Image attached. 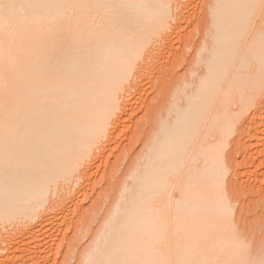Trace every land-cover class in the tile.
I'll list each match as a JSON object with an SVG mask.
<instances>
[{
    "label": "bare ground",
    "instance_id": "bare-ground-1",
    "mask_svg": "<svg viewBox=\"0 0 264 264\" xmlns=\"http://www.w3.org/2000/svg\"><path fill=\"white\" fill-rule=\"evenodd\" d=\"M183 1L0 0L16 5L11 24L0 18V264H46L63 250L64 261L114 264L177 235L198 239L194 258H236L229 221L245 235L228 155L250 138L264 165L258 28L240 41L260 0L202 5L203 46L182 73L173 35L192 7ZM135 105L144 115L127 142L139 146L125 148ZM108 153L114 169L100 176ZM65 226L75 228L66 243Z\"/></svg>",
    "mask_w": 264,
    "mask_h": 264
},
{
    "label": "rangeland",
    "instance_id": "rangeland-1",
    "mask_svg": "<svg viewBox=\"0 0 264 264\" xmlns=\"http://www.w3.org/2000/svg\"><path fill=\"white\" fill-rule=\"evenodd\" d=\"M190 0H188V2H189ZM184 3L185 2H187V0L186 1H183ZM193 0L191 1V4H192V7H191V5H190V7L188 6L187 7V11H186V9H185V11H184V13H185V15L184 14H182V16H181V18H182V20H181V22L179 23L180 24V26L179 27H181V28H179L180 29V31L178 32V31H176L177 33V35L175 34V35H173L175 38H173V40H175V42L173 41V44H175L176 46H174L173 45V47H175V49L176 50H179V52H181V50H183L182 52H181V54L184 52H186L185 54L183 53L182 54V62H181V64L182 65H180L179 67H176L177 68V71H180V72H184L185 70L184 69H186V67L190 64V63H193L192 61H193V55H195L196 54V52L195 51H197L199 48H200V46L202 47L203 46V32H202V29H198V27L197 26H199V24H200V28L201 27H203V24L201 23V22H203V21H205L206 20V18H205V13H204V6H205V9H210V7H211V4H212V0H207V2H204V0H195V2H193ZM203 3V4H202ZM206 3V4H205ZM210 5H209V4ZM188 4V3H187ZM189 4H190V2H189ZM188 4V5H189ZM201 5V6H200ZM202 5H204V6H202ZM185 8V7H184ZM203 8V9H202ZM189 10V11H188ZM189 18V19H188ZM184 19V20H183ZM188 23V24H187ZM190 24V25H189ZM202 24V25H201ZM177 28V29H178ZM193 29H195V30H193ZM198 30H200V31H198ZM196 32V33H195ZM200 33V34H199ZM177 36V37H176ZM202 38V39H201ZM177 40V41H176ZM188 40V41H187ZM200 40H201V43H200ZM186 41V42H185ZM201 44V45H200ZM185 45V46H184ZM190 45V46H189ZM184 48H183V47ZM196 47V48H195ZM185 49V50H184ZM195 50V51H194ZM188 51V52H187ZM192 51H194V53H192ZM189 53V54H188ZM183 55H186V56H183ZM183 57H186L185 59L183 58ZM184 60V61H183ZM188 60V61H187ZM191 60V61H190ZM189 62V63H188ZM184 70V71H183ZM175 71H176V69H175ZM140 104H141V102H140ZM135 112H133L129 117L130 118H128L127 117V121H126V125L124 126L125 128H123V130H125L124 131V137L122 136V138H119V142L121 141V139H122V141H124V138H125V141H124V147L126 148V146L127 147H129V144H131L132 142H127V140H129V137H128V139H127V135H129V136H131L132 137V135H133V133L132 132H134L133 131V129L135 130V126H136V123H137V120H138V118L140 117V116H142V115H144L143 114V112H141V111H143V110H140V112H139V108L137 109V105H135ZM138 107H139V104H138ZM140 107H141V105H140ZM137 109V110H136ZM138 111V112H137ZM135 113V114H134ZM137 113H138V115H137ZM142 113V114H141ZM135 115V116H132V115ZM132 117V118H131ZM131 121H132V123H131ZM134 123V124H133ZM128 126V127H127ZM132 127V128H131ZM129 130H128V129ZM128 130V131H127ZM127 132V133H126ZM248 138V137H247ZM250 138H248V140H245V141H247L246 143H245V141H240V142H236L237 144H236V149H238V151H236V152H241V154H239L238 153V156H237V153H236V155L234 154V152L231 154V153H229V155H228V159H230V162L233 164V166L234 165H236V166H238V170H239V172H238V170H237V172H238V175L237 176H235V183H237V184H235V186H237L236 188H233V193H234V195L236 196V199L238 200V207L241 209V210H243V211H241L242 212V219L240 220V226L242 225V233H244V235H245V237L248 239V240H250L251 242H252V246L254 247L253 249H255V250H258L259 249V247H260V245H261V243L262 242H264V205H263V203H264V168H263V166H261L262 164H261V161H260V159L259 158H255L256 157V155L259 157V149L257 148V147H260V146H257L256 144L254 145V144H252L251 142H252V139H250ZM121 141V142H122ZM244 142V143H243ZM127 143H129V144H127ZM251 143V144H250ZM137 144V145H136ZM139 142H134L133 141V144H131V146H133L134 145V148L136 149L139 145ZM136 146V147H135ZM245 146V147H244ZM250 146V147H249ZM253 146H255V147H253ZM234 147V148H235ZM244 147V148H243ZM132 148V147H131ZM247 148H248V150H247ZM133 149V148H132ZM134 149V150H135ZM251 149V150H250ZM257 149V150H256ZM235 150V149H234ZM233 150V151H234ZM246 151V152H245ZM254 151H256V154H254L255 152ZM116 152V151H115ZM246 153V154H245ZM109 154V153H108ZM112 153H110L109 155H111ZM231 155V156H230ZM246 157H245V156ZM250 155H252V156H250ZM254 157V158H253ZM248 158V159H247ZM110 159H111V162H109V164H107L106 165V162L103 160L102 162H103V164L101 165H99V163H98V166L99 167H101V168H97L98 169V171L100 172H97V173H99V175L100 176H102L104 173H106L108 170L110 171L112 168H113V163L115 164V160H114V157L111 155L110 156ZM254 159H255V161H254ZM112 160H114V161H112ZM243 160V161H242ZM246 162V164H245V162ZM260 161V162H259ZM101 162V161H100ZM228 162H229V160H228ZM248 162V163H247ZM258 162V163H257ZM263 162V161H262ZM105 163V164H104ZM111 163V164H110ZM230 163V164H231ZM240 163V164H239ZM244 164V165H243ZM257 164H259V165H257ZM240 165H241V167H240ZM247 167H246V166ZM255 165H257L256 167L257 168H255ZM111 166V167H110ZM249 166V167H248ZM259 166H260V168H259ZM243 167V168H242ZM246 167V168H245ZM109 168V169H108ZM234 168H237V167H234ZM114 169V168H113ZM112 169V170H113ZM244 169H245V171H244ZM254 169V170H253ZM107 170V171H106ZM251 170V171H250ZM106 171V172H105ZM108 171V172H109ZM104 172V173H103ZM246 174H245V173ZM250 172L253 174V175H251L250 174ZM257 172V173H256ZM244 173V174H243ZM102 174V175H101ZM248 174V175H247ZM251 175V177H250V175ZM240 175V176H239ZM244 175V176H243ZM99 176V177H100ZM242 176V177H241ZM245 176H247V177H245ZM249 176V177H248ZM261 177L260 179L259 178H257V177ZM98 177V178H99ZM245 177V178H244ZM256 179V181H255V179ZM101 178V177H100ZM242 178H244V180H243V184H244V182H245V180L247 181V184H246V182H245V184L243 185L242 184V181L240 182V179L242 180ZM249 178H251V179H249ZM238 179V180H237ZM263 179V180H262ZM237 181V182H236ZM259 181V182H258ZM239 182L242 184H239ZM251 182H253V183H251ZM256 182V183H255ZM249 183V184H248ZM255 183V184H254ZM100 187H99V186ZM104 183L103 184H101V182L100 183H98L97 184V186H96V188L98 189L97 191H101L103 188H104ZM263 187H262V186ZM246 186V187H245ZM249 186H250V188H249ZM244 187V188H243ZM248 187V188H247ZM253 187H255V188H253ZM259 187V188H258ZM242 188V189H241ZM251 190V191H250ZM262 190H263V192H262ZM97 191H96V193H97ZM250 191V192H249ZM252 191H253V193H252ZM257 193V194H256ZM263 196V197H262ZM262 198V199H261ZM256 201H258V202H256ZM89 203V201L88 200H86V204H87V206L89 205L88 204ZM253 205H254V207H253ZM253 207V208H252ZM78 208V209H77ZM76 209V211H75V214H73V213H71V215H75V216H73V217H75V218H77L78 217V215H80L81 214V210H82V208L81 207H77ZM255 208V209H254ZM79 209H81L80 210V212H79ZM84 209V208H83ZM85 209H86V207H85ZM106 209V207H104L102 210H105ZM252 209V210H251ZM84 211V210H83ZM78 212H79V214H78ZM77 216V217H76ZM65 228H67L66 226H65ZM64 228V229H65ZM63 229V232L60 234L61 235V237H62V239L63 238H65V240L63 239V240H61L62 242H65L66 241V239H68V237H71L72 235H74V232H75V228H74V230H73V228H71V229H69V227L67 228V229H69V230H71V231H69V230H64ZM72 231H73V233H72ZM65 232V233H64ZM63 233H64V235H63ZM60 235H59V238L61 239V237H60ZM66 236H67V238H66ZM60 241V240H59ZM60 241V242H61ZM89 242H90V240L88 239V238H86V239H83L81 242H80V244L81 245H87V244H89ZM66 243V242H65ZM73 246V245H72ZM68 247V246H67ZM67 247H66V250H67ZM63 249V248H62ZM76 250V253H74L75 254V256L77 255V250H78V252H79V249L78 248H76V247H74V250H72V253H73V251H75ZM63 253V254H62ZM62 253H58V254H54V252L53 253H47V254H44V256L46 255V257H48V260H49V258H50V261L48 262L49 264H78V260H77V258H73V259H68V261H64L63 259H64V256L66 255V251L64 252V250L62 251ZM65 254V255H64ZM48 255V256H47ZM56 255V256H55ZM50 256V257H49ZM60 256V257H59ZM55 257H57V258H55ZM77 257V256H76ZM47 260V261H48ZM54 261V262H53ZM47 262H46V264H48Z\"/></svg>",
    "mask_w": 264,
    "mask_h": 264
},
{
    "label": "snow or ice",
    "instance_id": "snow-or-ice-1",
    "mask_svg": "<svg viewBox=\"0 0 264 264\" xmlns=\"http://www.w3.org/2000/svg\"><path fill=\"white\" fill-rule=\"evenodd\" d=\"M15 7L16 5L11 3H0V13H2V17L0 18H2L6 24H11L13 22V17L9 15V10ZM167 7L170 8L171 6L169 5ZM247 7H258L259 15L257 16L253 13L247 18L240 36V41L246 46V38L249 37L250 33L255 34L258 28L261 71L260 93L264 95V0H260L259 5H249ZM219 207L225 214L231 209L230 202L223 192L220 193ZM229 223L235 243L236 258L229 261L228 264H264V242L261 243L258 250L253 249L235 223L232 221H229ZM165 248L174 250L176 258H152V256L157 254V249ZM151 249V255L138 252L133 258L115 261L114 264H212V262L194 258L199 251V241L195 236L181 238L177 235L171 242L167 239H161L153 242ZM215 264H219V262H215Z\"/></svg>",
    "mask_w": 264,
    "mask_h": 264
}]
</instances>
